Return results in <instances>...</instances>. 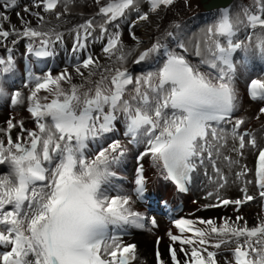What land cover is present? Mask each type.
<instances>
[{
	"label": "snow or ice",
	"instance_id": "6c2138e0",
	"mask_svg": "<svg viewBox=\"0 0 264 264\" xmlns=\"http://www.w3.org/2000/svg\"><path fill=\"white\" fill-rule=\"evenodd\" d=\"M93 2L102 22L96 24L95 17L85 19L72 30L69 50L76 61L72 71L65 68L56 75L48 72L43 78H32L35 83L27 96V111L35 128L12 119L0 128L4 137L0 138V164L10 166L8 173L0 175V247L7 249L0 252V264H130L137 259L136 245L124 244L115 230L145 228L146 222L156 227L157 221L134 211L132 197L110 185L116 175L112 166L121 162L127 147L120 140L107 146L97 144L95 149L89 143L96 144L116 131V122L121 120L128 142L145 145L137 160L151 156L179 191L188 190L198 168H211L214 175L209 179L215 187L206 199L216 202L203 207L233 205L239 212L241 205L257 197L264 206V146L257 143L254 133L242 130L246 121L233 115L237 107L233 54L250 53L264 61V0H253L234 16L222 9L206 30L204 49L196 46L199 60L195 64L175 32L162 30L159 39L132 61L140 64L154 58L160 66L135 78L124 66L133 53L120 38L119 21L135 12L136 22H147L175 0H144L147 10H142L141 0ZM60 4L62 12L57 11ZM67 5L68 0H32L30 5L0 0V46L11 53L9 43L27 39L30 53L53 55L50 46L62 43L64 35L43 13L54 14L59 21L68 14ZM241 26L250 30L243 39L237 38ZM131 35L135 40L134 32ZM92 41L101 43L104 63L100 55L90 52ZM13 68L11 55L0 57V78ZM42 90L55 98L42 103L38 96ZM249 93L253 99H264V79H252ZM4 95L0 85V96ZM10 100L17 105L24 97L16 91ZM260 114L264 115V108ZM229 124L230 129L223 127ZM14 128L18 129L15 138ZM89 151L93 154L88 155ZM249 152L255 156L252 169L242 163ZM221 160L235 169L233 183H243L237 199L220 195L228 183ZM142 172L140 165L135 179L137 199L145 193ZM250 173L254 179H246ZM248 184L254 185V193ZM198 223L209 227L197 228L187 219L174 221L181 233L191 230L195 239L168 233L172 242L181 245L178 249L170 246L171 264H221L218 255L225 252L223 264H264V216L251 226L242 215L231 221L225 218L221 226L213 220ZM183 245L191 246L190 251ZM178 253L185 259L178 258ZM156 259L157 264H167L159 249Z\"/></svg>",
	"mask_w": 264,
	"mask_h": 264
},
{
	"label": "bare ground",
	"instance_id": "6f19581e",
	"mask_svg": "<svg viewBox=\"0 0 264 264\" xmlns=\"http://www.w3.org/2000/svg\"><path fill=\"white\" fill-rule=\"evenodd\" d=\"M191 1H192V3H191ZM70 4H74L79 11L93 13L96 10V5L94 4L93 0H75V1H71ZM196 4H198V0H186V2L184 0H182V2H181L182 8H180L176 12L177 15L181 14V12H186L187 14H191L192 10L196 7V6H194ZM233 7H234L236 12L239 10L240 5H239L238 0L234 1ZM200 21L203 23L202 19H200ZM197 24L199 25V22L197 20H192V26L195 27V29H196ZM125 26H127V24H125ZM160 27H161V24L159 22H154V23L148 25L143 32H136L135 33L136 39L135 40L134 39L128 40L125 43V49L128 50L132 46V48L130 50H132V53H133L135 49L141 48V46H138L136 44V42L139 41L140 39L143 40V39L149 38L152 35L153 31L159 30ZM198 31H199V37H200L199 45H200L201 50H203L205 47V41L208 38L205 35L206 31H205V34H204V31L201 30V28H198ZM260 32L261 31H259L258 33H260ZM193 43L196 44V35L193 37ZM127 60H128V58H127ZM129 63L130 62L126 61L125 65H127ZM27 67L28 66L24 65L23 70H25ZM54 67L56 69L55 74H58L59 72L63 71L65 68H68L69 71L71 72L72 68H73V64H71L70 61L65 59V60L58 61L54 65ZM37 70L41 71L42 66H37ZM251 72H253L251 69L243 67L242 76L245 78L251 77L252 76ZM12 77H14V75H12L10 78L7 79L9 81L5 82L7 89L5 92L6 95L3 96L4 97L3 102L0 103V127H4L5 123L9 119H12L14 123H18V122L22 121L24 123V127L31 128L33 121L31 120V115L27 111L26 106H24V104L23 105H21V104L13 105L11 103L10 97L12 95L11 94L12 88H14V90L18 89V90H21L23 95H25L24 102L29 103L27 101V96L29 95L30 89L34 86L35 81L32 83H28V87H26V89H25L23 79L10 80ZM239 81H240V79H237L236 84H238ZM74 82L79 83V78L75 77V75H74ZM65 87H66V85H65ZM47 94H48L47 92L42 90L40 93H38V96L39 97L40 96H42V97L49 96V94L48 95ZM239 97L241 99L244 98L243 95H240V94H239ZM4 104H6L8 106L7 109H4V107H3ZM262 108H264V105L262 106ZM239 110H241L240 106H239ZM254 115H256V116L254 117ZM249 117H254V122H252L254 124L252 125V129L250 131L254 132V135L257 139V143L260 145L261 143L264 142V126L260 125L261 118H263L264 115L260 114V108L258 107L257 112L248 111V113L240 115L239 118H242L245 121H247ZM257 117H259V118H257ZM262 121H264V119ZM225 127H227V125H225ZM17 132H18V129L14 128L13 134L15 136H16ZM112 137H110V138H112ZM110 138H108V139H110ZM105 143H103V145ZM91 155H92V152H91ZM149 159H150V157L144 158L143 162L138 164V167L140 165H142L144 167L143 163ZM242 163L247 164L248 168H250V169L254 168L255 156L251 152H249L243 158ZM133 164H135L133 161V157H132V155H129L128 157L121 159V162L118 164H115L114 166H116L117 169H119L118 167H122V166L129 167V166H132ZM145 167H148V166L146 165ZM220 167L222 169H224V171L228 175V183L223 189L220 190V195L221 196L227 195L228 193L231 192L235 196H240L241 194H240L239 188L243 186V183L242 182L233 183L234 177L232 175V172L235 169H229L226 166V163L222 160L220 161ZM206 171L208 172V175H205ZM6 173H8V172H7V168L5 166L0 168V175L6 174ZM157 174L158 173H156V175ZM142 175L144 177H148V173L144 170L142 172ZM212 175H214V173L212 172L211 168L205 167L204 168V174H203L202 178H200V181H202L203 185L201 184L202 188L199 189V192L197 194V196L199 198H198V200L191 202V204L189 205V207H190L189 210L183 214V217H181V219L192 220L195 223V227L207 230L209 226L206 224L205 225L199 224L198 221L200 219L213 220L216 225L220 226L221 224H223L225 222V218H230V221H231V220H235V217L237 215H242L245 218V220L247 221L248 225L251 226V225H254L255 223L258 222V218L260 216H264V206H262L260 198H259V200H257L256 203L252 204V205H254L252 208L249 207L248 210H247V208H246V210L243 209L241 212L233 211L232 209H229V210L220 209L217 211H209L206 213H200L198 208L202 207L203 205L210 204L211 202H213L215 200V199H206L207 192L213 190L215 187V185L213 183H208V180H205L206 178H209V176H212ZM243 179L244 178H242V181H243ZM246 179H254V174L250 173ZM247 187L249 189V192L254 193L256 191L254 185H252V184H248ZM113 194H115V193H113ZM125 194L132 197V201H131L130 205L134 206L133 210L138 212V213H141L143 216H147V212L142 209L143 207H147V208H149L150 211L156 212L157 209H163V208L168 207L170 205L171 201L173 200V197L175 196L174 190H171L169 185H167V184H163L162 186H159L158 189H156V192L154 195H151V192H149V191H147V189H145V193L143 195V198L140 199L139 204H138L137 198L135 199V197L132 196L131 194H129L128 192H125ZM203 202H205V203H203ZM157 219H156V221H157ZM138 230L140 231V237L138 238V240L141 243L139 264H155V263H157V259H156L157 249H159V252L161 253L162 260L171 264V262H170V246L178 249L181 247V245L179 244V241L172 242L170 240L169 235H168L169 232H171L173 235L180 236L181 238H185V239L186 238H193V239H195V237H193V233L191 230L186 231L184 233H181L180 230L175 227V225H171L166 220H162V222L158 220L156 227H153L150 224L149 227L138 228ZM157 238H160L159 245H157ZM182 247H184L185 249H188L189 251L191 248V246L186 247L185 245H183ZM6 250L7 249L0 247V252L6 251ZM178 258L185 259L184 254L178 253Z\"/></svg>",
	"mask_w": 264,
	"mask_h": 264
},
{
	"label": "rangeland",
	"instance_id": "374dc122",
	"mask_svg": "<svg viewBox=\"0 0 264 264\" xmlns=\"http://www.w3.org/2000/svg\"><path fill=\"white\" fill-rule=\"evenodd\" d=\"M250 57L251 58H254V60H251V64H250V62H249V65H248V68L249 67H252L253 65H254V61H258V57H255V56H253L252 54H250ZM260 60V59H259ZM256 66V65H255ZM254 66V67H255ZM255 71V73H257L258 75L255 77V78H262V79H264V71H257V70H254ZM260 76V77H259ZM241 91H242V93L243 94H241V95H243V100L242 101H240L239 102V104H241L240 105V107H241V111H238V113H237V115H236V118H239V116L240 115H243V114H245V113H248V111H251V112H257V108L259 107L260 109L262 108V106L264 105V101L263 102H256V103H252V102H248L247 101V93H246V88H245V83H243V85H242V89H241ZM21 105H23L24 104V106H26V105H29V103L27 104L26 102H23V103H20ZM256 115H254V117H255ZM254 117H249L248 118V120L246 121V123H245V125H244V127L245 128H247V127H249L250 125H252L253 123L252 122H254ZM264 118V117H263ZM263 118H261V120L263 119ZM4 126H7V124L5 123V125ZM107 146V145H106ZM261 146H264V144H261ZM205 180H208V179H205ZM208 183H212V182H210V180H208ZM201 182L199 181V183H198V189L201 187ZM224 198H234V199H237V198H239L240 196H235L233 193H228L227 195H224L223 196ZM196 199H197V197H196ZM192 201H193V199H192ZM215 201V200H214ZM251 207H253V206H250V208ZM171 225H174L173 223H170Z\"/></svg>",
	"mask_w": 264,
	"mask_h": 264
}]
</instances>
